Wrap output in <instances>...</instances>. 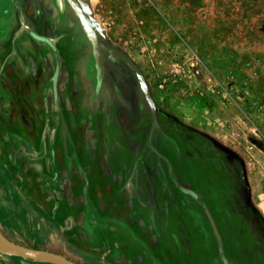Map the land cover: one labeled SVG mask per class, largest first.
Instances as JSON below:
<instances>
[{
	"label": "rangeland",
	"instance_id": "1",
	"mask_svg": "<svg viewBox=\"0 0 264 264\" xmlns=\"http://www.w3.org/2000/svg\"><path fill=\"white\" fill-rule=\"evenodd\" d=\"M76 1L108 49L97 90L66 3L0 0L1 241L73 264H264V0ZM208 89L235 99L233 140L199 129Z\"/></svg>",
	"mask_w": 264,
	"mask_h": 264
},
{
	"label": "water",
	"instance_id": "2",
	"mask_svg": "<svg viewBox=\"0 0 264 264\" xmlns=\"http://www.w3.org/2000/svg\"><path fill=\"white\" fill-rule=\"evenodd\" d=\"M64 1L69 6L73 15L77 19L78 24L83 34L85 35L86 40L88 41L90 45V55L93 61V69L95 72V89L97 90L101 83L102 77H103L102 56H103V53L106 52L108 49L100 42L95 30L93 29L88 18L82 12L77 1L76 0H64ZM54 4L59 12L63 11L64 6L62 3V0H54ZM124 63L126 65H129V63L126 60H124ZM132 70L135 75V78H136V81L139 87V91L141 95L143 96V99L148 107L151 120L155 121L157 109L150 97V94L143 80V77L141 76L140 72L136 68H132ZM0 255L4 257H11V258L43 261V262H47L51 264H73L59 255H55L52 253L39 251V250L22 248V247L15 246V245H12L6 242H2L1 239H0Z\"/></svg>",
	"mask_w": 264,
	"mask_h": 264
},
{
	"label": "crops",
	"instance_id": "3",
	"mask_svg": "<svg viewBox=\"0 0 264 264\" xmlns=\"http://www.w3.org/2000/svg\"><path fill=\"white\" fill-rule=\"evenodd\" d=\"M204 95L205 97H207L205 98L206 104L199 106L200 111L203 112L202 114H204V121H205V123L203 124V128H199L203 131L202 135L205 136L207 140H211L214 142L219 141L218 140L219 136L221 138H228L226 139L227 141L233 140V137L231 136L233 135L236 136L233 128H235L236 126L237 128H240V130L241 129L244 130L245 124L242 122L241 124H238L234 113H230V112L225 113L223 109L229 110L228 109L229 105L235 106V99L231 98L230 97L231 95L227 92L226 93V104L223 102L218 103V99H215V93H213V90L209 92V89L204 92ZM215 106L216 107L219 106L222 109L221 114H219L218 112L217 113L214 112L216 110V108H214ZM183 126H186V128L188 127V128L194 129L189 125L187 126L186 122H184ZM215 126H217L218 128H215ZM231 130H233V133L230 132ZM226 140L223 141L222 139V143L223 142L225 143ZM220 142H221V139H220ZM38 222L42 225V228H41L42 234H40L39 237L41 239H44V235H47V231L49 227L48 225H46V222H44L42 218H39ZM53 228L55 229V231L52 235V239L58 240L60 243H63L64 241L68 242L69 236H67V233L65 232V230L68 229L67 226L58 224L57 226ZM44 251H48V250L44 249Z\"/></svg>",
	"mask_w": 264,
	"mask_h": 264
},
{
	"label": "bare ground",
	"instance_id": "4",
	"mask_svg": "<svg viewBox=\"0 0 264 264\" xmlns=\"http://www.w3.org/2000/svg\"><path fill=\"white\" fill-rule=\"evenodd\" d=\"M62 3H63V6H64V3H65V1L64 0H62ZM64 8V7H63Z\"/></svg>",
	"mask_w": 264,
	"mask_h": 264
}]
</instances>
